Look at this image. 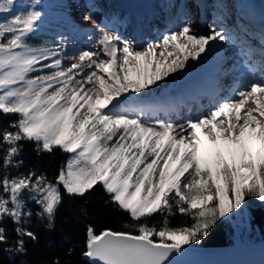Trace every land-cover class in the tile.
<instances>
[{
  "label": "snow or ice",
  "instance_id": "6c2138e0",
  "mask_svg": "<svg viewBox=\"0 0 264 264\" xmlns=\"http://www.w3.org/2000/svg\"><path fill=\"white\" fill-rule=\"evenodd\" d=\"M16 3L0 0V13H14L0 23V113L17 116L0 130V251L26 256L28 241L39 239L33 220L54 230L65 195L83 197L97 185L132 223L123 225L129 231L99 234L89 224L82 253L89 264H174L183 246L201 242L229 213L250 200L264 204V81L182 123L151 119V107L125 104V94L159 87L213 42L227 41L223 27L199 35L186 23L137 49L88 13L97 50L81 51L65 66L62 42L30 43L41 0L20 12ZM26 142L38 154L59 149L69 158L53 179L21 172ZM176 211L191 223L172 227L168 217ZM157 213L161 225H149ZM5 221L13 225L11 242Z\"/></svg>",
  "mask_w": 264,
  "mask_h": 264
},
{
  "label": "trees",
  "instance_id": "16d2710c",
  "mask_svg": "<svg viewBox=\"0 0 264 264\" xmlns=\"http://www.w3.org/2000/svg\"><path fill=\"white\" fill-rule=\"evenodd\" d=\"M16 119L17 116L15 115L0 113V130L7 128L9 122ZM8 130L14 131L11 128ZM21 158L24 164L19 171L26 172L31 169L38 174L45 173L49 179H53L58 174L60 165L65 162V154L59 149H56L52 154H38L35 145L31 142L24 143ZM12 174H15V170ZM247 215L248 227L251 232L258 229L264 237V207L250 206ZM168 218L172 227H182L186 223H191L189 217L181 215L178 211ZM162 220L163 215L157 213L154 217L149 218L147 223L159 227ZM125 223H132L128 213L119 210L115 204L111 203L109 195L101 186L97 185L94 190L83 197L65 195L55 220L54 230L48 229L45 222L34 219L31 228L36 232L39 239L37 242L28 241L27 255L9 256L0 251V262L2 264H21V262L24 264H52L53 260L58 258L60 264H88L81 258L85 250L87 226L92 225L96 233H100L104 229L129 231L123 227ZM4 226L8 230L11 242V238L14 236L13 225L11 221H5ZM227 228V221L220 222L201 242L191 245H229L231 240ZM2 247L0 246V248Z\"/></svg>",
  "mask_w": 264,
  "mask_h": 264
},
{
  "label": "rangeland",
  "instance_id": "374dc122",
  "mask_svg": "<svg viewBox=\"0 0 264 264\" xmlns=\"http://www.w3.org/2000/svg\"><path fill=\"white\" fill-rule=\"evenodd\" d=\"M100 1L101 0H97V2H100ZM150 1H151V3H155V4L160 3L159 1H154V0H150ZM163 1L166 4L162 7L161 17L158 19L160 22H164L165 18L167 17V15H171L173 13L172 6L170 5L171 2L168 5L169 0H163ZM171 1H174V0H171ZM222 1L225 4V6H229V5L232 4L231 0H222ZM229 1H230V3H229ZM241 1L243 3H248L249 2L248 0H241ZM81 2L82 1H80V0L79 1H77V0H41V7L43 9L47 10L48 13H46L42 17V19L38 22V25H39L38 31L31 37L30 43L33 45L34 44L33 43L34 36H39L40 33H44V34L50 36V38H51L49 46L57 44L56 42H57V40L60 37V33L61 32H65L66 33V31H68V29H66L62 25V24H64V18H68V16H71V13L73 11V9H72L71 13H70V11H68V9L70 10L72 5L78 6V4H80ZM187 2L191 5L193 1L192 0H187ZM30 3H31V0H17L16 6H15V12L26 11L25 5L26 4L28 5ZM185 3L186 2H183L182 5H184ZM87 4H89L90 8H92L93 10H95L97 12H100V10L102 9V7H100L101 5L98 6L96 3L89 2ZM207 4H208V8L209 9H212L215 6L213 4L212 0H211V2H208V0H207ZM78 7H79V9H82V8H80V7H82V5H79ZM159 8H161V6H159ZM189 8H191V6ZM183 9H184V11L183 10L181 11V12H183V13H181V17L183 16V18H186V19H182V21L185 22V20H187V21L189 20L187 18L189 16L191 17V15L184 17V14H186V12H190V10H185V9H187V7L183 8ZM84 12H86V11H83L82 13H84ZM82 13H81V15H83ZM12 14H14V13H0V23H2L4 21H6L7 19H9ZM189 14H191V13H189ZM80 17L81 16H79V18ZM81 20H82L81 23H83V21L85 20L84 17L83 18L81 17ZM54 21L56 22V24L53 23ZM98 22L100 23V18H99ZM101 22H103L104 24H107V22H109V21L106 18L101 17ZM189 22H190V25H192L193 30H194L195 26L193 25V22H194L193 18H192V20H189ZM78 23H80V21ZM186 23L187 22H185L184 24H186ZM154 25H155V28L153 30H157V31H155L154 34H153V31H151V30L148 31L149 37L145 38L146 40H144L143 43L139 44L137 49L145 48L146 45L148 44L149 38L150 39L153 38L154 35L156 34V32L160 31V29L158 27H156V24H154ZM77 26H80V24H77ZM92 28L96 29L94 26H92ZM123 29L125 30L124 26H123ZM175 29L172 28V29H169L168 31H172L173 30V32H174ZM113 31H115V30H113ZM89 32H90V30H89ZM197 33H200V35H203V33L200 32V31L197 32ZM205 34L208 35V30H207V33H205ZM123 39L127 40L132 45L131 36L130 35L126 36ZM231 43L232 42H228L224 46L225 50H228V49L231 50V52L228 53V57L232 56V53H233V50H234V48L231 49V46L233 45ZM72 44H74V42ZM216 51H218V50H215V52ZM209 53L210 54H208L207 52L202 53L200 57L195 59L196 62L193 61V59L190 58L187 62H191L192 63L191 65H188L186 63L184 69H181L177 73L176 72L173 73L174 75L173 74H169V76L166 77L164 81H160V82L163 83V84L168 85L169 86V90H171L172 86H174L175 83L178 82V81L179 82H182V81L190 82V81H188V78H187L188 74H189V72H187V71H189V70H190V72H193L194 70H199L200 71L202 67H205L207 65H210L211 69H217V67H218L217 61H215V60H207L208 57L213 55V49L210 50ZM221 55H222V53H217V55H215V56H216V58H219ZM67 57H72V56H68L67 55ZM64 58L65 57H63V59ZM205 61H206V64L203 65ZM226 62H227V60H226ZM226 67H227V69H225L224 71L221 72L222 75H221L220 79L224 78L223 75H225V73H229L230 74L233 71H239L238 72V74H239V73L243 72V70L239 66V63H236V62H230V63L227 64ZM185 70H186V72H185ZM38 74H40V73H33L32 75H38ZM244 74H245L246 77L248 76V72L247 71H244ZM240 75H242V74H240ZM201 76H204V74L201 73ZM234 77H242V76H237L236 75ZM175 79H176V81H175ZM233 79H235V78H233ZM242 80H243V78L239 79V80H236L235 85L233 87L227 86L228 90H229L228 92L230 94V96H228L227 99L233 98V95H234V93L236 91H238V90H240L242 88H245L250 83V80L247 81L245 79V80H243L244 83L241 84L240 82ZM185 87H186V89H185L186 91H192L191 90L192 87H190L189 85H186ZM162 88L163 87L160 84H159V87L153 85L151 91L144 90V92L145 91L147 93L148 92L149 93L152 92V95L153 94L154 95H158L159 94L158 92H161ZM146 92H145V94H143V96H146ZM174 92H175V90H174ZM125 95L128 96L127 100L129 102H131V103H138L140 101V99L137 96L138 94L131 93V94H125ZM165 102H166V100H165ZM150 105H151V103H150ZM154 107H151V108L154 109V111H155ZM178 114H179V118L178 119L182 123L184 121V119H183L184 115H183V113H178ZM186 114H187V116H185V117L187 119H196V118L200 117V116H197L196 118H194L193 115L191 113H188V112ZM62 153H64V152H62ZM64 154H65V162H66V160L69 158V154H67V153H64ZM255 205L264 207V204H261V203H259L257 201H252V200L249 201V207L250 206H255ZM248 208H244L243 210H239L238 209V210H236L235 213H229L228 217L223 218V220L221 221V223H224L225 221L228 222L227 233L229 232V237H230V240H231L230 245H232V246H245V245H250V244L257 243L259 241H264V237L261 235V233H260V231L258 229H255L253 232H251V229L248 227V222H247V219H248L247 210H248ZM218 223H220V222H218ZM189 245H191V244H189Z\"/></svg>",
  "mask_w": 264,
  "mask_h": 264
},
{
  "label": "bare ground",
  "instance_id": "6f19581e",
  "mask_svg": "<svg viewBox=\"0 0 264 264\" xmlns=\"http://www.w3.org/2000/svg\"><path fill=\"white\" fill-rule=\"evenodd\" d=\"M86 1H88V0H86ZM131 2H133V1H136V0H130ZM160 2H164L163 0H159ZM183 2H185V1H182V4H183ZM255 1H253L252 3H254ZM165 4V3H164ZM29 5V4H28ZM27 4L25 5V8H26V10H27V6H28ZM151 6V5H150ZM39 8V10L40 11H42V13L44 12L40 7H38ZM87 8V7H86ZM82 13V12H81ZM193 13V12H192ZM79 15V12L77 11V9H73V11H72V17H70V20H73V21H76L77 20V16ZM186 15V14H185ZM192 16V15H191ZM178 17V25H177V27H179L181 24H183L184 22L182 21V17L181 16H177ZM180 17V18H179ZM180 28V27H179ZM179 28H177L176 29V31H178L179 30ZM88 29H91V31H90V33L88 32L86 35H84V33L83 32H74V31H72V32H69L68 33V36H64V35H61L60 36V38L58 39V41H57V44L58 43H63L66 47H65V51H64V53H63V57H65L63 60H64V64H65V66H67L68 64H70V63H72V62H76V61H74L72 58L73 57H76V56H78V54L81 52V51H84V50H89V51H95V50H97V45H96V40H97V38H98V35H99V33H98V30H96V29H94V28H91V27H88ZM163 30V29H162ZM79 31V30H78ZM141 34L142 35H145L146 34V32L145 31H143L142 30V32H141ZM165 34H168V32H166V33H164V32H160L159 33V35H157V36H155V38H152L151 40H150V42L149 43H157V42H159V41H161V39H162V37H163V35H165ZM199 35H200V33H199ZM72 38V39H71ZM71 40V42H69ZM125 40V39H124ZM78 43V42H80L81 43V45H79L78 47H75V45L74 44H72V43ZM220 42L221 43H223L224 41H217V42H213L212 43V46H211V48L210 49H207L206 50V52L208 53V54H210L209 52H210V50H214V47H216L215 45L217 44L218 46L220 45ZM148 43V44H149ZM218 53H223V52H218ZM67 55L68 56H72V57H67ZM215 55H217V53H214L212 56H210V57H208L207 58V60H215V61H218V62H220V60H221V58H222V55L219 57V58H216V56ZM216 58V59H215ZM193 61H195L196 62V60H193ZM187 64L188 65H191L192 63L191 62H187ZM206 64V61L204 62V64L203 65H205ZM191 69V68H190ZM181 70V69H180ZM180 70H178L177 72H179ZM184 71V70H183ZM196 71V70H195ZM176 72V73H177ZM185 72H186V70H185ZM187 72H190V70L189 71H187ZM175 73V72H174ZM182 73V72H181ZM210 73H211V71L209 72V74L206 76V75H204V76H201V73H197L196 75H195V77L193 78V80L189 83L191 86H194L193 87V89H194V91H197L195 88L196 87H200V85H201V87L204 89V87L207 85V83H208V81H209V79H210ZM170 74H173V73H170ZM189 74H193V73H189ZM174 75V74H173ZM176 75V74H175ZM184 75V74H183ZM172 76V75H171ZM170 78V77H169ZM179 78V77H178ZM175 81H176V79H175ZM163 88H162V90H161V92H158L157 94L158 95H152V92H146V96L144 97V96H142V95H137L139 98H144V100H146V102H148V103H151V104H155V105H160V103H163V105H164V103H165V100H167V98H169V96H170V93H171V91L174 89V88H176V87H174V86H172V89L171 90H169V86L168 85H166V84H163V83H161L160 81L158 82ZM188 84V82H183V85L180 87V91L181 92H183L182 94H181V98L180 99H178V98H176L175 99V101H176V103H178L179 102V100H182V99H184V100H187V98H188V95L187 94H185V89H183L185 86L184 85H187ZM175 86H176V84H175ZM209 86V85H208ZM145 92H144V94H145ZM218 97L219 98H224V96L223 95H218ZM137 100V99H136ZM217 99L215 98V99H213L211 96H208L207 97V102H208V104L207 105H212V106H215V102H217L216 101ZM141 102H143V100H141ZM125 104H126V106H138V105H136V104H133V103H130V102H128V100L125 102ZM142 105H147V103L146 104H142ZM111 107V106H110ZM181 109H184V107L182 106L181 107ZM159 114H161V116L162 117H159V116H156V115H151L150 114V118L151 119H159V120H165V121H172V122H178V120H177V117L176 116H174V117H171V116H173V111H171V110H160L159 112H158ZM199 113H205V111H203L201 108H200V110H199ZM168 114H170V117H168ZM167 117L169 118V119H167ZM195 246H198V245H195ZM222 246H224V245H222ZM198 247H204V248H207V247H221V246H198Z\"/></svg>",
  "mask_w": 264,
  "mask_h": 264
},
{
  "label": "water",
  "instance_id": "95a60500",
  "mask_svg": "<svg viewBox=\"0 0 264 264\" xmlns=\"http://www.w3.org/2000/svg\"><path fill=\"white\" fill-rule=\"evenodd\" d=\"M183 247V254L173 257L174 264H264V241L245 246ZM81 258L89 264L87 258Z\"/></svg>",
  "mask_w": 264,
  "mask_h": 264
}]
</instances>
